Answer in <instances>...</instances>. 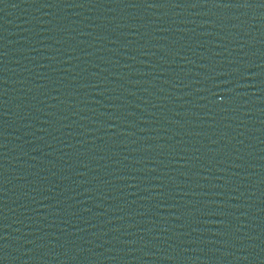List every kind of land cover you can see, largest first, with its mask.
<instances>
[{"label":"water","instance_id":"water-1","mask_svg":"<svg viewBox=\"0 0 264 264\" xmlns=\"http://www.w3.org/2000/svg\"><path fill=\"white\" fill-rule=\"evenodd\" d=\"M0 264H264V0H0Z\"/></svg>","mask_w":264,"mask_h":264}]
</instances>
